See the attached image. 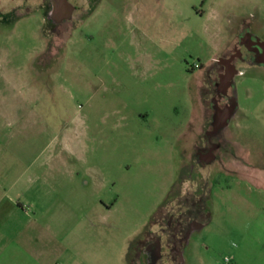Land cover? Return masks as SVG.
<instances>
[{"label": "rangeland", "instance_id": "1", "mask_svg": "<svg viewBox=\"0 0 264 264\" xmlns=\"http://www.w3.org/2000/svg\"><path fill=\"white\" fill-rule=\"evenodd\" d=\"M67 2L55 23L49 0H0V97L16 104L0 109V144L38 173L21 202L48 235L46 264H144L161 210L200 177L216 62L234 51L219 135L236 160L205 181L208 215L181 257L264 264V62L245 54L264 45V0Z\"/></svg>", "mask_w": 264, "mask_h": 264}, {"label": "flooded vegetation", "instance_id": "2", "mask_svg": "<svg viewBox=\"0 0 264 264\" xmlns=\"http://www.w3.org/2000/svg\"><path fill=\"white\" fill-rule=\"evenodd\" d=\"M75 11L73 8L70 16ZM246 39L242 40L246 42ZM245 48L246 55L257 57L264 62V45L251 40ZM240 60L242 61V56L234 51L216 62L213 93L209 112L206 114V122L210 130L207 128L201 135V139L197 141L200 148L195 147L196 150L191 158L193 169L198 171L200 177L191 186L189 192L178 197L176 203H172V207L168 206L161 210L156 221L158 230L148 233L146 240L139 245L137 259L139 260L141 256L145 257L144 264H183L181 257L183 249L191 236L204 227L202 221L208 215L203 202L210 198V189L207 188L208 184L205 181L213 175L212 170L215 166L219 169L217 175L231 172L230 163L236 160V155L226 149V138L219 135V131L222 121L227 117L229 119L231 115L233 98L226 95V91L237 73ZM213 182L214 185L218 184V181Z\"/></svg>", "mask_w": 264, "mask_h": 264}, {"label": "crops", "instance_id": "3", "mask_svg": "<svg viewBox=\"0 0 264 264\" xmlns=\"http://www.w3.org/2000/svg\"><path fill=\"white\" fill-rule=\"evenodd\" d=\"M232 16L233 19L237 18ZM227 22L230 23V20ZM3 99L0 97V109L16 106H8ZM1 147L0 144V264H46L45 245L48 241L45 240L48 235L37 230L36 217L27 215L21 202L24 173L34 176L28 178L29 183L38 179V173L31 169L28 172V168L24 171L22 155L17 148L7 150L3 148L4 145ZM24 216L27 224H31L28 228L30 231H24Z\"/></svg>", "mask_w": 264, "mask_h": 264}, {"label": "water", "instance_id": "4", "mask_svg": "<svg viewBox=\"0 0 264 264\" xmlns=\"http://www.w3.org/2000/svg\"><path fill=\"white\" fill-rule=\"evenodd\" d=\"M49 1L51 5V11L49 17L53 22L59 23L62 19H69L73 7L68 4L67 0H49ZM227 119L228 117L222 121L220 127L226 125Z\"/></svg>", "mask_w": 264, "mask_h": 264}]
</instances>
